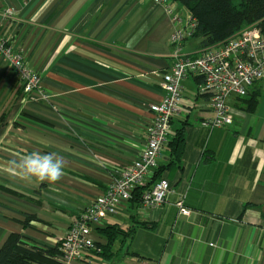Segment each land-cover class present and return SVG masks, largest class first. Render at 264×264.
<instances>
[{
	"label": "crops",
	"instance_id": "0c3cea01",
	"mask_svg": "<svg viewBox=\"0 0 264 264\" xmlns=\"http://www.w3.org/2000/svg\"><path fill=\"white\" fill-rule=\"evenodd\" d=\"M184 25L154 0H0V34L48 94L27 98L0 58V247L12 233L57 245L117 171L140 157L149 105L162 100V75L174 63L172 34ZM200 42L188 37L182 50L197 54ZM199 84L182 82L168 132V142L181 128L186 137L182 167L164 169L172 192L161 206L128 204L108 217L135 233L102 264H264V79L250 90L254 108L229 98L233 124L219 128L205 125L213 113ZM33 151L62 157V179L29 184L10 175L8 161ZM158 161L169 164L167 146ZM181 196L190 216L179 212Z\"/></svg>",
	"mask_w": 264,
	"mask_h": 264
},
{
	"label": "built area",
	"instance_id": "2783aa9c",
	"mask_svg": "<svg viewBox=\"0 0 264 264\" xmlns=\"http://www.w3.org/2000/svg\"><path fill=\"white\" fill-rule=\"evenodd\" d=\"M165 7L176 26L185 23L172 34L177 47L171 69L162 75V100L149 105L153 113L147 128L146 145L140 157L121 171H117L105 193L96 197L82 210L61 239L62 260L76 264L79 259L98 250L93 229L104 226L108 217L130 204L134 190L145 187L141 209L147 211L161 206L172 192L171 182L162 178L150 187L158 166L159 156L168 142L171 122L180 113L183 97L182 82L188 77L200 79L199 92L208 96L213 116L205 125L211 128L233 124L231 96L246 97L254 84L264 79V27L259 23L246 26L225 41L201 48L197 54L185 53L183 43L193 37L196 19L187 11L177 8L173 0H154ZM185 16V17H184ZM0 58L12 69L27 98L46 101L48 94L41 85L40 74L26 62L24 55L0 34ZM182 215L190 216L192 210L185 205L184 196L177 202ZM89 263H92L89 260Z\"/></svg>",
	"mask_w": 264,
	"mask_h": 264
},
{
	"label": "trees",
	"instance_id": "16d2710c",
	"mask_svg": "<svg viewBox=\"0 0 264 264\" xmlns=\"http://www.w3.org/2000/svg\"><path fill=\"white\" fill-rule=\"evenodd\" d=\"M182 5L196 19L197 26L193 37L200 38V47L204 48L235 35L248 25L259 23L264 27V0H173ZM198 79V78H197ZM200 82V79H198ZM248 109L256 104L255 95L249 91L246 97ZM170 151L167 166H158L149 187L162 178H166L164 169L182 167V157L186 147L184 128L179 129L174 138L166 144ZM169 180V179H168ZM145 187L134 190L130 205L140 207ZM25 222L24 225H26ZM145 224V223H143ZM106 243L96 241L98 250L89 252L76 264H102L114 257V246L123 244L135 233V227H125L116 223H107L94 228ZM61 240L55 246L36 245L28 242L20 233H12L0 247V264H66L62 260ZM89 260L92 263H89Z\"/></svg>",
	"mask_w": 264,
	"mask_h": 264
},
{
	"label": "clouds",
	"instance_id": "9594fccd",
	"mask_svg": "<svg viewBox=\"0 0 264 264\" xmlns=\"http://www.w3.org/2000/svg\"><path fill=\"white\" fill-rule=\"evenodd\" d=\"M65 162L55 152L31 153L8 161L10 175L31 184L33 182L54 184L64 176Z\"/></svg>",
	"mask_w": 264,
	"mask_h": 264
},
{
	"label": "rangeland",
	"instance_id": "374dc122",
	"mask_svg": "<svg viewBox=\"0 0 264 264\" xmlns=\"http://www.w3.org/2000/svg\"><path fill=\"white\" fill-rule=\"evenodd\" d=\"M248 26H250V25H248Z\"/></svg>",
	"mask_w": 264,
	"mask_h": 264
}]
</instances>
